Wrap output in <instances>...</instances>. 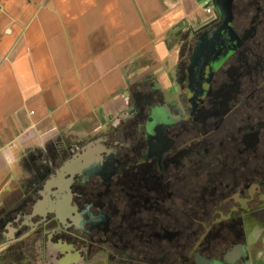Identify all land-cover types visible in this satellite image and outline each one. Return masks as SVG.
<instances>
[{
  "label": "flooded vegetation",
  "instance_id": "obj_1",
  "mask_svg": "<svg viewBox=\"0 0 264 264\" xmlns=\"http://www.w3.org/2000/svg\"><path fill=\"white\" fill-rule=\"evenodd\" d=\"M230 19L194 35L179 74L181 104L135 90L134 106L109 135L34 152L24 163L34 173V199L24 193L0 214V236L34 207V240L65 214L61 235L86 260L197 264L201 256L228 264L219 246L236 248L240 234L224 229L242 220L248 190L264 178L256 163L264 141V0H233ZM77 156L84 160L72 176L58 180ZM30 241L8 248L5 263L16 250L29 258Z\"/></svg>",
  "mask_w": 264,
  "mask_h": 264
},
{
  "label": "crops",
  "instance_id": "obj_2",
  "mask_svg": "<svg viewBox=\"0 0 264 264\" xmlns=\"http://www.w3.org/2000/svg\"><path fill=\"white\" fill-rule=\"evenodd\" d=\"M202 1L0 0V214L21 190L34 152L109 135L134 106L135 90L181 104L186 50L198 27L213 24ZM258 180L239 210L242 220L224 229L238 231L244 247L234 264H264V178ZM20 196L34 199L33 192ZM236 210H228L232 220ZM30 213L4 227L0 258L31 238L30 256L18 264H104L86 260L60 228L34 240ZM234 247L224 243L219 251Z\"/></svg>",
  "mask_w": 264,
  "mask_h": 264
},
{
  "label": "water",
  "instance_id": "obj_3",
  "mask_svg": "<svg viewBox=\"0 0 264 264\" xmlns=\"http://www.w3.org/2000/svg\"><path fill=\"white\" fill-rule=\"evenodd\" d=\"M232 1L233 0H212V3L214 4V6L216 8V14H217L218 18L224 19L226 21L225 22L226 25H228L231 22L230 21L231 20L230 19V10H231V6H232ZM211 23H213V22H211ZM202 29H204L203 25L201 27H198L196 32H199ZM196 32H195V34H196ZM82 160H84L83 156H77V157H75V159L64 164V166L58 171V174H57L58 180L64 181V177L66 175L72 176V171H73L74 167L77 164H79ZM50 187H51V184H49L47 186V190ZM42 215L44 216L45 214L43 213ZM33 217H34V207H33L32 213L30 214L28 219H32ZM56 219L58 220V228H60L61 231L65 232L66 231V229H65V220H66L65 214H62V213L57 214ZM227 255H228V257L231 258V261L229 259L227 261V263L234 264V262L239 261L241 259V257L244 256V247L242 245H239L236 248H234L232 251H230ZM197 264H216V262L214 260H207V259L199 256Z\"/></svg>",
  "mask_w": 264,
  "mask_h": 264
},
{
  "label": "rangeland",
  "instance_id": "obj_4",
  "mask_svg": "<svg viewBox=\"0 0 264 264\" xmlns=\"http://www.w3.org/2000/svg\"><path fill=\"white\" fill-rule=\"evenodd\" d=\"M259 156L261 158V160L259 159L258 161L259 162H256V163H259V164H263L264 166V141L262 143V145L260 146V151H259ZM263 160V162H262ZM30 165L34 166V163H30ZM254 165V164H253ZM25 168H28L27 166ZM34 180V173L31 172V171H28V173H24V177L23 179L21 180V183H20V186H21V190L18 191L13 197L10 198V200L8 201V208L11 207V209H14L15 208V205H17L18 203H21L22 201H24L25 197L24 198H20L21 194H29L30 192H28V187L31 186V184L33 183ZM255 188V185L253 186ZM257 187V186H256ZM28 199H31L30 197ZM16 215H14V219L17 217H15ZM22 215H20V218L22 219ZM230 218V215L228 216ZM227 218V217H226ZM226 218H222V220L226 219ZM2 233L4 232V230L1 231ZM26 240L24 239L21 243L25 242ZM18 245V244H16ZM15 245V246H16ZM14 246V247H15ZM23 263H26L27 260L24 258L22 260ZM0 264H6L5 263V260H1L0 259Z\"/></svg>",
  "mask_w": 264,
  "mask_h": 264
},
{
  "label": "built area",
  "instance_id": "obj_5",
  "mask_svg": "<svg viewBox=\"0 0 264 264\" xmlns=\"http://www.w3.org/2000/svg\"><path fill=\"white\" fill-rule=\"evenodd\" d=\"M204 6L205 12L208 15L207 23H211L217 20L216 8L212 3V0H203L201 3Z\"/></svg>",
  "mask_w": 264,
  "mask_h": 264
},
{
  "label": "trees",
  "instance_id": "obj_6",
  "mask_svg": "<svg viewBox=\"0 0 264 264\" xmlns=\"http://www.w3.org/2000/svg\"><path fill=\"white\" fill-rule=\"evenodd\" d=\"M264 173V172H263ZM15 250V249H14ZM30 256V253H29ZM12 260V263L18 264L22 261V255L19 253V250H16V252H13L11 256H9ZM1 260H6V256H3L0 258Z\"/></svg>",
  "mask_w": 264,
  "mask_h": 264
}]
</instances>
